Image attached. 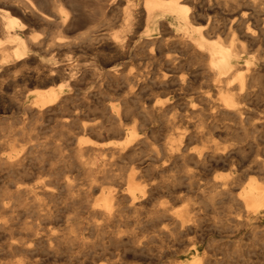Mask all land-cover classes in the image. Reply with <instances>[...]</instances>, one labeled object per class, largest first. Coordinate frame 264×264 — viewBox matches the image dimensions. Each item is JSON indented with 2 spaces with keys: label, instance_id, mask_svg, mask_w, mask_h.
<instances>
[{
  "label": "bare ground",
  "instance_id": "bare-ground-1",
  "mask_svg": "<svg viewBox=\"0 0 264 264\" xmlns=\"http://www.w3.org/2000/svg\"><path fill=\"white\" fill-rule=\"evenodd\" d=\"M215 1L219 11L227 13L226 16L217 17L219 11L216 16L210 15L199 0H99L97 6L102 11L100 14L114 20L120 18L119 29L117 25L115 28L118 30L109 32L108 29L101 30L99 25L100 30L90 28L81 32L84 22H80L75 0H0V113L5 101H9L10 107L14 106L17 110L14 111L20 125L15 132H11V129L1 130V126L0 152H4L0 154V168L12 171L23 169L21 165L25 154L35 147L31 144V139L36 138V134L33 137L27 129L46 119L59 127L60 132L63 131L69 139L77 140L75 147L70 149V155L78 167L92 173L90 175L94 182L115 178L126 187L124 191H116L101 189L103 183L102 186L99 185L101 190L92 203V213L103 225L92 222L91 226L96 231L102 228L109 230L111 227L112 234H119L117 223L121 217L128 215L127 213L139 212L151 201L153 191L161 189L153 181L150 184L141 180L142 168L129 166L123 174L126 161L148 149L155 159L153 162L159 164L157 172L160 174L174 169L187 172L190 168L196 171H224L225 175L218 173V177L215 176L206 189L215 195H224L231 200L234 198L243 208L245 222L264 213V158L251 161V165H247L246 174L240 179L237 175L244 165L234 158L233 152L236 149L224 143L226 141H221L220 133H211V129L220 124L226 129L232 125L238 127L247 135L249 130H264V112H259L255 108V100L253 102L250 99L253 75L259 72L256 63L264 64V55L259 52L264 43V0H244L246 6L238 15L233 14L237 0ZM253 12L260 13L262 18L259 15L253 18ZM85 17L88 18L87 13ZM156 27L159 28V36L153 37ZM256 45L260 47L258 55L252 52ZM82 46L90 48L96 59L90 61L85 56H77L76 53ZM140 58H144V62L147 60L153 63L154 68L149 71L143 66L131 70V63ZM191 75L206 78L211 89L193 93L195 86L189 79L192 78ZM18 85H23V88L7 96L10 88ZM191 91L193 96L188 99L187 94ZM91 92V96H97L96 107L93 108L91 101L89 103L93 110L85 109L86 106L79 108L71 105L74 98L85 101V97ZM144 93L156 96L145 99ZM3 119L0 115V120ZM151 121L161 127L159 143L155 148L148 142L146 126ZM33 129L35 128L31 130ZM16 136L18 139L15 142ZM85 137H91L92 140L83 139ZM250 137L251 135L249 139ZM46 145L57 148L58 152L59 146L52 140L46 142ZM241 148H238L239 153ZM85 154H90L93 158L88 162L83 161ZM254 170L259 172L258 177L250 175ZM245 177L247 179L243 182ZM64 186L69 187L70 184L65 182ZM99 187L90 186L84 194L93 195ZM46 188L42 187L44 195L51 194ZM33 189L16 187V195L20 199V193L36 197ZM4 209L7 211L6 207ZM155 213L161 216V220L163 217L164 222L168 221L174 230L187 227V220L192 218V209L187 210L186 207H162ZM36 214L38 216V212ZM240 217L241 215L239 220ZM76 238L67 235L68 240ZM135 238L132 235L130 240L135 242ZM53 239L55 240L54 237ZM49 243L47 247H50ZM54 244L56 247V242ZM191 264H198V259H194Z\"/></svg>",
  "mask_w": 264,
  "mask_h": 264
},
{
  "label": "rangeland",
  "instance_id": "rangeland-1",
  "mask_svg": "<svg viewBox=\"0 0 264 264\" xmlns=\"http://www.w3.org/2000/svg\"><path fill=\"white\" fill-rule=\"evenodd\" d=\"M98 1L99 0H86V1L75 0L78 6L77 14L80 15V22L81 20L82 22H84L82 24L81 32L86 31L90 28L96 30H100V28L101 30L108 29L109 32L116 31L119 29L120 18H117L118 20H114L112 17L109 18L105 16L103 13L100 14L102 11H99L98 9L97 6ZM199 1L202 2L201 4L203 7L205 5L204 9L210 15L212 14L216 16L220 8L217 7L215 0H209V1L199 0ZM212 3L214 4L212 5ZM245 3L246 2L244 0L242 1L237 0L236 7L233 10V14L238 15V12L241 9L245 8L246 6ZM209 7L212 10H210ZM85 8L87 9L85 10ZM86 13L88 15V18L89 17L92 18L88 19L87 17H85ZM230 13H232V11ZM226 14L227 13L219 11V15H217V17L226 16ZM256 15H259L260 19L262 18L260 13L256 14L254 12L252 14V17L254 18ZM103 22L105 24H103ZM110 22L112 25H114L113 27L111 26ZM87 23H88V28H87ZM89 23H91V25ZM108 25L110 26L111 30H109ZM117 25H118V29L115 28V26ZM85 27L86 29H84ZM158 32H159V28L156 27V30L153 32V37L159 36L157 35ZM259 48L260 47H258L257 45L253 47L252 52L254 55H258L259 54L258 51L260 49L261 50L259 52L264 55V43L261 45V48L260 49ZM85 52H89V53L86 54ZM76 55L79 57L85 56V58H88L90 61L96 59L95 54L91 51L90 48L88 49L87 46H82V48L76 53ZM143 60L144 58H140V60L133 61L135 64L132 62L129 68H132L131 70H136L137 68L144 66L145 67L144 69H146L147 67L146 70L151 71L150 69L154 68L153 63L147 60H145L144 62ZM256 64L259 72L258 73L256 72V74L253 75V79L254 78L255 79L254 80L252 79V87L250 88L251 89L250 91L253 92H251L252 95L250 96V99L251 101L253 100V102L255 100L254 103L256 105L255 108L259 112L261 111L264 112V87H263L264 64H261V62H258ZM187 76L190 77V75ZM193 76L195 77V79ZM191 77L192 78L189 79L192 82L193 87L195 86L193 93L196 91L205 92L211 89V87H209L208 85L206 78L198 77V76L196 77V75H191ZM253 85H254V89L252 90ZM22 88L23 85L20 86L18 85L17 87L14 86L13 88H10L11 92L9 91L7 96L12 95L11 93H13L16 90H20ZM191 93L192 91L189 92V94H187L188 99H191V97L193 96V93L192 94ZM90 94H92V92L89 93V96L87 95L85 97L87 99V100L85 99V101L84 99L81 101L82 98H78V99L74 98L73 104L71 105L73 107H79V108H84V106H86L85 109L89 108V111L93 110L91 109L92 108L91 104H93V108L94 106L95 107L97 106V96L93 94L92 97ZM150 96L154 98L156 95L155 94L152 95L150 93H144L143 98L150 99ZM79 100L81 101L82 104L80 103ZM90 101L91 104H89ZM93 101L95 104L93 103ZM10 105L11 104L9 103V101H5L4 108L3 107L1 108L3 109V111L2 113H0V115L3 116L4 119L0 120V129L2 126L3 128L1 130L10 131L11 129L13 130L11 132H15L20 128V125H18L19 123H17V116H16V112L14 111L16 109L14 108V106H12L13 107L12 109ZM7 106H9V109ZM51 122L52 121L45 119L43 121H39V124L36 123L27 129V131L33 137L35 136L34 135L35 133L36 138L32 137L33 139H31L32 140L31 144L35 145V147L31 151L26 153L24 156L25 158L24 160L26 163L24 164V160H23V164L21 165V168L23 167V169L25 170L20 168L21 171L18 169H17L18 171L17 170L12 171L7 169L5 170V168H0V225H2V228L0 226V264H13V263L17 264L18 262H19L18 264L20 263L22 264L25 263L26 264H179V263L191 264V262L194 259H198V264H205L206 261H207L206 264H208V262L209 264L212 263L213 264H264V213L259 214L258 217L255 219L251 218L250 220H248V222H245V215L244 216L242 215L244 214L243 208L235 201L234 198H232L231 200L226 196L224 197V195H215L212 192H209L208 189H206L209 186V183L212 181V179L218 177L219 174L225 175V172L222 171L223 173H221L219 171L214 172L211 170L196 171L195 169L190 168L188 169L187 172L174 169L172 171H168L166 173L160 174L159 172H157L158 171L157 166L159 164L153 162L155 161V159L152 158L153 154L152 152H150V149L145 151L141 149L142 152L139 153V155L129 158L126 161L125 165L123 166V169H125V172L123 171V174L126 173L127 171L126 169L129 166L139 167L140 169L142 168L141 171L143 173L142 174L143 178L141 180L150 184L154 182L153 184L155 186L157 183L159 188H161L159 190L157 188L156 191L155 190L153 191L152 196L150 198L152 202L149 201L150 205L148 202V204L144 208L140 209L139 212H136L135 214L134 213H127L128 215L124 214L121 217L122 219H120V222H118L119 224L117 223V226H119L118 229L119 234H112L111 227L109 230L108 228H104V230L102 228L99 231L94 230L91 226L92 222L95 221L97 224L103 225V223L98 218H96L92 213V206H93L92 203L93 201H95L94 199H96L97 196L99 195L100 190L116 189V191H124L126 187L122 183H120L122 181L115 178H108L105 181L94 182L93 176L90 175L92 173L88 172V170L86 171L84 168L78 167V165H76L77 162L74 161L70 155V149L75 147L76 145L75 143L77 140H75L74 138L69 139L63 131L60 132L59 127H56L54 123ZM3 123H5V125H3ZM13 125L15 128L13 127ZM218 127L212 128L211 133L213 134L220 133V137L223 139L222 140L220 138L221 141L223 142L226 141L224 143L231 145V147L236 149L238 154L241 155V157H239V155L236 154L237 152H235L236 150L233 152V156L236 159V161L244 165V168L237 175L241 179V177L246 174V169L249 165H251L250 164L251 161L258 158H264V150H263L264 130L262 129L249 130L247 135V133L246 134L244 133V130L238 127L235 128L233 125L227 128L229 132H227V129L225 126H223V124H220ZM233 127L237 131L234 130ZM32 128H35L33 129L34 132L31 130ZM146 128L148 129V142L149 144L151 143V147L155 148V146L159 143V139H160L159 134L161 133L160 130L161 127L158 123L151 121L146 126ZM259 131H261L262 133H259ZM152 132L154 133L152 134ZM226 134H229V136L227 137H229L228 139L230 141L227 139ZM230 135H232L233 137H231ZM250 135L251 137L249 139ZM17 137L18 136L14 137L15 142L18 139ZM242 137L244 138L242 139ZM36 139L40 143L37 142ZM83 139L92 140L91 137L89 138L85 137ZM50 140H52L54 144L57 143V146H59L58 152L56 151L57 148H52L47 145L45 146V143ZM94 141L96 140L94 139ZM230 143H235L238 146ZM39 147L41 150L39 149ZM239 147L240 148L242 147L241 149L245 151L243 152L242 150H240L239 153V149H238ZM51 149L54 151H52ZM32 151L34 152V154ZM3 152L4 151H1L0 154ZM242 152L243 153L246 152V153L243 154ZM260 152L262 154H260ZM259 154L261 155V157L259 156ZM237 155L240 159L236 157ZM33 156L35 160H33ZM254 156L255 157L257 156V158H255ZM64 157H66V159ZM242 157L245 159H243ZM92 158H93L92 155L85 154L83 161L87 160L86 162H88ZM61 160L63 161L61 162ZM61 163L63 164L61 165ZM148 168L151 170H149ZM256 171L254 170V172L251 173L250 175L258 177L259 172L257 171L256 173ZM81 172L83 173L81 174ZM79 173L81 175H79ZM116 173H120V172H116ZM246 179L247 177H245L243 182H245ZM65 182H68L70 186L69 187L64 186ZM238 183L239 182H237L236 184ZM99 185L102 186L101 189ZM43 186L44 188H46L47 186L46 190L48 192L51 191L52 193L44 195V193L42 192ZM90 186H97L99 187V190H97L95 194L89 195L90 196L89 197L88 195L84 194V192H87ZM16 187L31 188V189L34 188L33 191L37 195L36 197L32 198L31 194L29 195L27 193L24 194L20 193L22 198L20 199L19 195L18 194L16 195ZM73 188L75 189L73 190ZM79 191H81V193ZM6 192L9 193L6 194ZM76 193L78 195H76ZM83 195H85L86 203H84L85 198ZM178 195L180 197H178ZM80 198L83 199L81 200ZM204 198L205 200H203ZM226 198L228 199V201ZM41 199L42 201H40ZM179 199L183 200V202ZM21 200H24L25 203H23L24 201L21 202ZM31 200L32 203L30 202ZM20 203L23 204L21 205ZM148 205L149 208L147 207ZM181 206L186 207L187 210L192 209V214H191L192 218L190 220H187V222L189 223H187L188 225L187 227L185 226L186 228L178 227L175 228L174 230L168 224V221L166 219L165 220L167 221V223L164 222L163 217L161 220L160 219L161 216L159 217V215L155 213V211L159 210L162 207L182 208ZM4 207H6L7 211H5ZM37 212H38V216L36 214ZM47 212L48 213L50 212L49 215ZM230 212L231 215L229 216ZM240 215L241 217L239 220ZM228 219L230 220L228 221ZM253 224L256 226V228ZM3 226L5 227V229ZM190 230H192L193 232L192 231L190 232ZM260 230L263 231L261 232ZM127 232H129L130 234H128ZM162 232L163 234H161ZM182 234L184 235V237ZM67 235H71V236L73 235L76 236L77 238L75 240H68ZM128 235L130 236L129 238ZM132 235L136 236L135 242L133 240L134 243L132 242V239L130 240ZM63 236L64 238H62ZM53 237L55 238V240L53 239ZM122 237L123 239H121ZM45 238H47L46 241ZM42 241L45 243L43 244ZM46 242L47 243L50 242L49 243L50 247H47L48 244ZM55 242H56V247L54 244ZM57 244H59L60 246ZM36 246L37 248H35ZM34 248L36 249V251ZM205 252L209 254L206 255Z\"/></svg>",
  "mask_w": 264,
  "mask_h": 264
}]
</instances>
